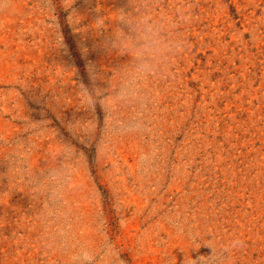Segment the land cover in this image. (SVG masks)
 I'll return each instance as SVG.
<instances>
[{"label":"rangeland","instance_id":"374dc122","mask_svg":"<svg viewBox=\"0 0 264 264\" xmlns=\"http://www.w3.org/2000/svg\"><path fill=\"white\" fill-rule=\"evenodd\" d=\"M160 4L181 9L188 46L173 75L153 84L162 147L145 177V137L109 139L99 104L79 105L80 88L106 87L127 59L106 43L128 0H0V264H58L43 247L36 203L7 173L3 157L18 139L34 167L75 146L69 201L79 233L94 244L100 228L122 264H182L207 254L210 237L242 242L225 264H264V0ZM78 120L94 126L86 142L70 127Z\"/></svg>","mask_w":264,"mask_h":264},{"label":"clouds","instance_id":"9594fccd","mask_svg":"<svg viewBox=\"0 0 264 264\" xmlns=\"http://www.w3.org/2000/svg\"><path fill=\"white\" fill-rule=\"evenodd\" d=\"M130 10L118 9L114 29L106 47L127 59L112 69L106 87L79 90V105L94 110L99 104L105 115V135L111 139L127 134L145 137V146L137 156V171L149 176L160 158L158 136L152 127L151 113L157 94L153 84L173 75L175 58L187 48L180 24L186 19L181 9L161 7L160 0H128ZM98 73L93 71L95 80ZM103 78V77H101ZM128 110V115L122 113ZM36 131L42 124L30 126ZM80 142L92 138L91 123L78 120L70 125ZM23 140L3 157L8 160V176L20 180L37 206L43 247L58 264H122L119 249L103 237L97 227V240L89 244L79 233L80 217L69 201L70 185L80 166L79 153L69 143L46 163L34 167L32 152ZM168 222L177 227L175 218ZM209 249L204 255H186L182 264H225L229 253L242 242L237 238L205 240ZM194 250V249H193Z\"/></svg>","mask_w":264,"mask_h":264}]
</instances>
